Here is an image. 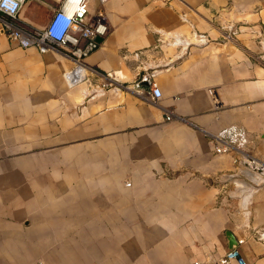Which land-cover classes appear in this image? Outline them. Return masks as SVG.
I'll use <instances>...</instances> for the list:
<instances>
[{
    "label": "crops",
    "instance_id": "1",
    "mask_svg": "<svg viewBox=\"0 0 264 264\" xmlns=\"http://www.w3.org/2000/svg\"><path fill=\"white\" fill-rule=\"evenodd\" d=\"M61 0L27 1L43 28ZM81 63L0 15V264H264V0H97ZM8 21V20H7ZM152 74L151 102L133 83ZM169 117V119H167ZM244 144L214 154V136Z\"/></svg>",
    "mask_w": 264,
    "mask_h": 264
},
{
    "label": "built area",
    "instance_id": "2",
    "mask_svg": "<svg viewBox=\"0 0 264 264\" xmlns=\"http://www.w3.org/2000/svg\"><path fill=\"white\" fill-rule=\"evenodd\" d=\"M27 1L35 0H0V15L8 20L3 23V30L7 38L21 48L35 47L40 53H45L49 48L63 50L72 61L78 64L98 49L100 41L109 32L102 11L97 12L89 22L84 21L87 0H61L59 5L53 8L52 15L43 28L23 29L16 24L19 22V14ZM97 1L100 5L106 2V0ZM133 87L142 91L153 103L161 97V91L152 74L140 76L133 83ZM213 139V152L216 155L241 148L244 144V139L235 135H230L229 138L217 135ZM249 165L255 171L264 172V164L259 161L252 159ZM193 264H202V262L196 261ZM218 264L248 263L239 250L234 248L226 251L218 260Z\"/></svg>",
    "mask_w": 264,
    "mask_h": 264
},
{
    "label": "water",
    "instance_id": "3",
    "mask_svg": "<svg viewBox=\"0 0 264 264\" xmlns=\"http://www.w3.org/2000/svg\"><path fill=\"white\" fill-rule=\"evenodd\" d=\"M100 41V40H99ZM231 249H234L233 247Z\"/></svg>",
    "mask_w": 264,
    "mask_h": 264
}]
</instances>
